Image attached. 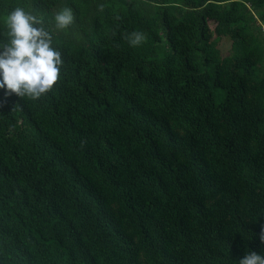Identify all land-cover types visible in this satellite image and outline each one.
<instances>
[{
    "label": "trees",
    "instance_id": "trees-1",
    "mask_svg": "<svg viewBox=\"0 0 264 264\" xmlns=\"http://www.w3.org/2000/svg\"><path fill=\"white\" fill-rule=\"evenodd\" d=\"M14 6L74 22L48 93L0 89V264L264 252V0H0V16Z\"/></svg>",
    "mask_w": 264,
    "mask_h": 264
},
{
    "label": "clouds",
    "instance_id": "clouds-1",
    "mask_svg": "<svg viewBox=\"0 0 264 264\" xmlns=\"http://www.w3.org/2000/svg\"><path fill=\"white\" fill-rule=\"evenodd\" d=\"M98 11H103L102 4ZM73 22V10L67 6L52 13L50 27L23 6L7 9L0 16V89L32 99L48 93L57 82L63 63L53 34L66 31ZM124 39L129 47H139L145 36L133 30ZM260 239L264 242V229ZM237 264H264V252L247 251Z\"/></svg>",
    "mask_w": 264,
    "mask_h": 264
},
{
    "label": "rangeland",
    "instance_id": "rangeland-1",
    "mask_svg": "<svg viewBox=\"0 0 264 264\" xmlns=\"http://www.w3.org/2000/svg\"><path fill=\"white\" fill-rule=\"evenodd\" d=\"M219 47L221 49V52L223 54H225L226 53V50L228 48V40L227 39L226 40H224V39L221 40L220 43H219Z\"/></svg>",
    "mask_w": 264,
    "mask_h": 264
},
{
    "label": "built area",
    "instance_id": "built-area-1",
    "mask_svg": "<svg viewBox=\"0 0 264 264\" xmlns=\"http://www.w3.org/2000/svg\"><path fill=\"white\" fill-rule=\"evenodd\" d=\"M262 29L264 30V26L262 27Z\"/></svg>",
    "mask_w": 264,
    "mask_h": 264
}]
</instances>
